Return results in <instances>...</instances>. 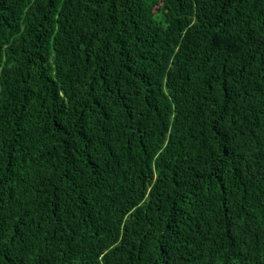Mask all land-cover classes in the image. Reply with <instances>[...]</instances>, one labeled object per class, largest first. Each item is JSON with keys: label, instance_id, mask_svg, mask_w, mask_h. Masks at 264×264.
<instances>
[{"label": "trees", "instance_id": "1", "mask_svg": "<svg viewBox=\"0 0 264 264\" xmlns=\"http://www.w3.org/2000/svg\"><path fill=\"white\" fill-rule=\"evenodd\" d=\"M0 264H264V0H0Z\"/></svg>", "mask_w": 264, "mask_h": 264}]
</instances>
